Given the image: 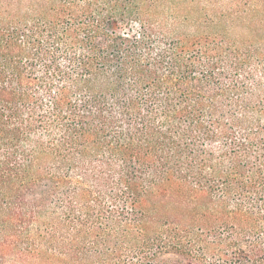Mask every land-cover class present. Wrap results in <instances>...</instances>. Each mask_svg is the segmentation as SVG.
<instances>
[{
  "label": "trees",
  "instance_id": "1",
  "mask_svg": "<svg viewBox=\"0 0 264 264\" xmlns=\"http://www.w3.org/2000/svg\"><path fill=\"white\" fill-rule=\"evenodd\" d=\"M0 264H264V0H0Z\"/></svg>",
  "mask_w": 264,
  "mask_h": 264
},
{
  "label": "rangeland",
  "instance_id": "2",
  "mask_svg": "<svg viewBox=\"0 0 264 264\" xmlns=\"http://www.w3.org/2000/svg\"><path fill=\"white\" fill-rule=\"evenodd\" d=\"M122 31L126 32V28L123 25L119 26V29L117 30L118 33H122Z\"/></svg>",
  "mask_w": 264,
  "mask_h": 264
}]
</instances>
